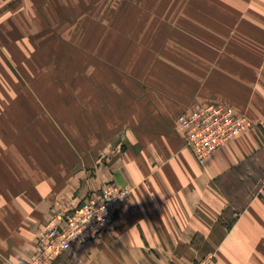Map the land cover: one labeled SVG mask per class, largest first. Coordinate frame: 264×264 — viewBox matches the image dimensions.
Instances as JSON below:
<instances>
[{
    "label": "crops",
    "instance_id": "1",
    "mask_svg": "<svg viewBox=\"0 0 264 264\" xmlns=\"http://www.w3.org/2000/svg\"><path fill=\"white\" fill-rule=\"evenodd\" d=\"M195 102L252 124L199 160L177 128ZM263 157L264 0H0V264L110 183L119 226L50 264H264V184L241 211L222 187Z\"/></svg>",
    "mask_w": 264,
    "mask_h": 264
},
{
    "label": "built area",
    "instance_id": "2",
    "mask_svg": "<svg viewBox=\"0 0 264 264\" xmlns=\"http://www.w3.org/2000/svg\"><path fill=\"white\" fill-rule=\"evenodd\" d=\"M251 124L250 117L232 105L195 102L181 112L177 128L186 146L199 160H204ZM130 197L128 187L110 183L88 192L81 205L59 210L38 237L34 264H50L76 244L114 231L121 223L120 212ZM193 264H217L216 256L208 254Z\"/></svg>",
    "mask_w": 264,
    "mask_h": 264
},
{
    "label": "rangeland",
    "instance_id": "3",
    "mask_svg": "<svg viewBox=\"0 0 264 264\" xmlns=\"http://www.w3.org/2000/svg\"><path fill=\"white\" fill-rule=\"evenodd\" d=\"M253 169L255 170L249 173V171ZM239 170H241L242 175H233L231 183L233 189V201L238 206H243L264 184V157L257 162H255L254 159L247 160L241 164ZM225 180H227V178ZM36 253L37 251L31 259L30 264H34Z\"/></svg>",
    "mask_w": 264,
    "mask_h": 264
},
{
    "label": "trees",
    "instance_id": "4",
    "mask_svg": "<svg viewBox=\"0 0 264 264\" xmlns=\"http://www.w3.org/2000/svg\"><path fill=\"white\" fill-rule=\"evenodd\" d=\"M241 168V164L236 166L235 168L231 169L230 171H228L226 173V177H227V180H224V183H222V187L223 189L225 190L226 194L229 196L230 198V203L233 204V189H232V177L233 175H242L241 173V170H239ZM246 206V204H244V206L242 207H239L241 211V209L243 210V208ZM238 211V210H237ZM238 211V212H239ZM237 217H234L233 219H230V221L228 222H225V224L228 226V227H232V225L234 224L235 220H236Z\"/></svg>",
    "mask_w": 264,
    "mask_h": 264
}]
</instances>
